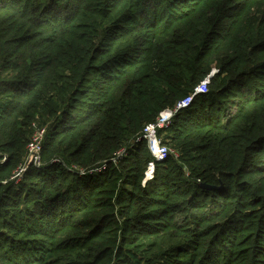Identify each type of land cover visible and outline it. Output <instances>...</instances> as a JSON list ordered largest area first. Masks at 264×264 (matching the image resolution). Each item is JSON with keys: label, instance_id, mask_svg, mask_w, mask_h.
Wrapping results in <instances>:
<instances>
[{"label": "trees", "instance_id": "1", "mask_svg": "<svg viewBox=\"0 0 264 264\" xmlns=\"http://www.w3.org/2000/svg\"><path fill=\"white\" fill-rule=\"evenodd\" d=\"M0 264H264V0H0Z\"/></svg>", "mask_w": 264, "mask_h": 264}, {"label": "built area", "instance_id": "2", "mask_svg": "<svg viewBox=\"0 0 264 264\" xmlns=\"http://www.w3.org/2000/svg\"><path fill=\"white\" fill-rule=\"evenodd\" d=\"M210 82V79H205L196 89L193 93H191L189 96L185 97L181 101L178 102V104L171 109H165L163 110L156 121L153 123H149L145 126L143 129V132L141 134V137L139 140H146L149 146V149L151 151V154L153 156V161L149 163L148 172L153 173L155 169L156 162H161L165 160L169 155H173L175 157H178V153L176 150L169 147L167 144H164L162 142L161 136L159 135V131L161 129L167 128L171 122L174 115L184 108H187L190 106L195 97L200 93H206L208 91V84ZM45 128L36 127L34 134L32 136V139L27 147L28 154H27V162L26 164L20 169L21 174L23 171L27 168V163L32 162L35 165H39L41 163V148L42 143L45 137ZM124 151H121L120 155H123ZM115 161V160H113ZM100 170V169H96ZM92 172V171H91Z\"/></svg>", "mask_w": 264, "mask_h": 264}, {"label": "water", "instance_id": "3", "mask_svg": "<svg viewBox=\"0 0 264 264\" xmlns=\"http://www.w3.org/2000/svg\"><path fill=\"white\" fill-rule=\"evenodd\" d=\"M215 72H216V71L214 70L213 74H214ZM213 74H212V75H213ZM212 75H210V76H212ZM153 174H154V172H153V173H149V172H147V173H146V181L149 180V179H151V178L153 177Z\"/></svg>", "mask_w": 264, "mask_h": 264}, {"label": "rangeland", "instance_id": "4", "mask_svg": "<svg viewBox=\"0 0 264 264\" xmlns=\"http://www.w3.org/2000/svg\"><path fill=\"white\" fill-rule=\"evenodd\" d=\"M255 93H253V95H254Z\"/></svg>", "mask_w": 264, "mask_h": 264}]
</instances>
